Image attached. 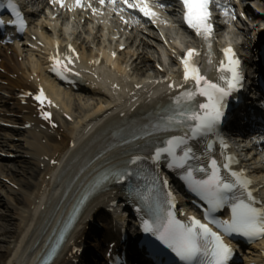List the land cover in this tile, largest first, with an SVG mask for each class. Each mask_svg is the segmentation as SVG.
I'll list each match as a JSON object with an SVG mask.
<instances>
[{
    "label": "bare ground",
    "instance_id": "1",
    "mask_svg": "<svg viewBox=\"0 0 264 264\" xmlns=\"http://www.w3.org/2000/svg\"><path fill=\"white\" fill-rule=\"evenodd\" d=\"M91 19L95 20V18ZM172 21L178 25L175 17L172 18ZM256 21L258 25V23H262L264 19L258 15ZM47 24L50 25L49 20ZM106 27L110 32L112 26ZM44 31H46V28L40 30L37 33L38 36L45 37L43 35ZM72 35H74V31L70 28L69 32L63 31L59 33V37L65 40H68ZM47 36L44 40L46 46L52 43L51 37H49V35ZM76 39H78V35L76 37L75 34L73 40ZM143 41L148 44L146 40ZM234 42L238 43V41ZM143 46H145V43ZM106 47L107 46L103 44L97 48V51L104 52ZM11 49L13 54L7 55L6 51L8 49L5 51L3 48H0V68L4 69V72L0 71V118L8 117L10 113L21 109L19 105L20 99L14 98V93L26 86H32V82L30 81L31 75L36 74V76L42 77L44 72L42 67L43 60L40 54L28 51L25 48L15 49L11 47ZM145 52L146 51H144V53ZM141 55L143 54L141 53L139 56ZM20 56H23L22 61L24 58L23 64L18 62V57ZM151 56L152 54L146 55L148 59L151 58ZM25 61L27 62L25 63ZM117 69L119 72H128L125 66L117 67ZM100 75H103V73ZM3 83L7 84V86L2 85ZM48 89L52 95L54 92H58L53 84H49ZM82 89H84L82 92L67 91L64 94L67 100L65 104L69 110L74 112V109H72L69 104L72 102L75 105L76 113H80L81 111L84 113L83 116L79 118L76 125L65 130V124L62 121V129L58 130V134H54L48 130L40 133L30 132V138H33V142H28L30 149H36L39 152L43 151L44 154L42 155H48L50 159L55 158L58 164L52 166L45 163L43 168V165H40L41 162H36V167L33 169L30 177L33 178L32 180H24L23 182L22 180H20V182L16 180L21 187L25 184L26 190V194L20 197L16 204L11 205L6 203L7 201L5 200V202L3 200L4 198L0 196V264H31L32 261L35 260L37 253L41 250L42 243L49 234L51 228L56 224L59 214L64 207L66 202V199H64L65 191L72 192L76 189L86 172L111 155V151H104L103 146L94 145L88 150L83 166L77 165L69 176L57 178V171L60 169V166L68 165L74 153L82 145H85L95 133L101 132V128L106 120L114 114V110H112L109 104L101 105L98 98H94L90 96L89 93H85V90H89L91 91L90 94L106 96L103 88L92 89L90 87H82L77 90L81 91ZM19 93H23V91L20 90ZM94 100H96V102H94ZM65 104L63 103V107H65ZM120 111H124L123 107L120 108ZM8 118L12 121L16 120L14 117ZM112 120L120 122L121 118L114 116ZM102 121H104L103 124H100ZM81 124L91 126L86 134L82 133L84 128L81 132L77 131L76 127ZM14 132L20 137L27 134V131L24 129H16ZM54 135L57 136L54 138ZM57 138H59V140H56ZM13 139L14 137L11 134L0 132V150L13 149L15 147L12 145ZM42 140H45L47 144L44 145ZM37 142L42 143L41 147ZM100 153L102 154L99 155ZM252 161H256V159ZM29 163L33 162L30 161ZM5 166L7 167L8 165L5 164ZM86 166H88L87 171L82 173L83 168ZM0 167L2 168V166ZM25 170H29V167H26ZM15 172L16 169L13 165L11 169L9 168L6 171L7 175H3L0 172V178L1 176H11ZM47 175L49 179H46ZM26 185H28L29 189H26ZM1 186H4V184L0 181V187ZM8 190L10 196L13 197L18 195L16 191L10 188ZM99 205V201L94 199L84 209L77 226L71 232L65 245V251L67 252L60 257L64 259V262L66 261V257L68 260H71L69 253L72 251L73 245L82 239L81 231H83V227L89 218L94 213L100 211Z\"/></svg>",
    "mask_w": 264,
    "mask_h": 264
},
{
    "label": "snow or ice",
    "instance_id": "2",
    "mask_svg": "<svg viewBox=\"0 0 264 264\" xmlns=\"http://www.w3.org/2000/svg\"><path fill=\"white\" fill-rule=\"evenodd\" d=\"M104 2L105 0H100L101 4ZM118 2L122 5L118 9L120 11L127 7L138 10L146 17L156 16L150 0H118ZM57 3H62V0H57ZM107 3L114 6V0H107ZM76 4L79 5V0H76ZM183 4L186 8L185 21L188 26L193 28L197 35L203 36L207 40L212 32L210 0H183ZM7 6L16 16L19 27L23 29L24 23L17 6L12 3V0H8ZM0 7L3 5L0 4ZM221 12H224L223 8H221ZM0 24H3V21H0ZM223 51L227 63L222 61L220 69L230 73V75H221L220 78L224 81L223 85L209 81L200 73L198 66L190 63V58L194 53L193 49H189L181 60L184 79L194 81L195 85L194 90L186 91L182 96L177 97L178 105L183 100L184 104L189 107L187 110L182 109L176 117L170 118V121L175 120L178 124L184 123V119L190 121L189 130L192 139L216 131L224 115L223 108L226 98L240 85L239 60L235 58L231 47L225 48ZM55 63L59 65L60 61L56 60ZM197 95L207 99L206 103H199V110L191 107ZM36 99L41 103L44 102L43 90ZM45 118H49V114H45ZM182 145L183 155L178 156L177 149H180ZM207 147L211 149L212 145L208 144ZM222 147H226V145L222 144ZM162 153H167L172 157L170 167L175 165L185 168L190 160L197 159L194 149L188 145L186 137L169 139L167 147L157 150L156 158L159 159ZM227 161L223 168L230 171V175L233 177L232 181L226 180L221 175L216 159H212L210 162L211 171L207 179H195L191 169L187 171L185 179L208 204V211L204 214L206 220L210 211H216L225 204H230L231 218L229 220L217 221L213 219L209 221L210 223L215 224L224 233H238L249 239L264 238V208L254 206L256 201L249 187L251 181L247 180L243 173L231 171L232 157H227ZM135 162V160L132 161V163ZM199 171L205 172V168L201 167ZM168 196L171 198V193ZM169 203H171V199ZM188 220L189 223H182L176 219L173 212L168 211L166 220L157 223L145 221L143 227L145 232L157 235L158 239L171 248L181 260L185 261V264H227L231 249L223 243L221 236L194 217H188ZM200 258H204L203 261Z\"/></svg>",
    "mask_w": 264,
    "mask_h": 264
}]
</instances>
